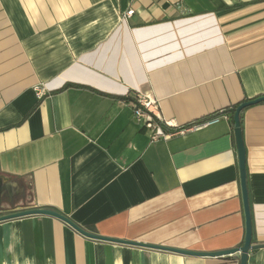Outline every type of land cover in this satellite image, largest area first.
<instances>
[{
    "label": "crops",
    "instance_id": "0c3cea01",
    "mask_svg": "<svg viewBox=\"0 0 264 264\" xmlns=\"http://www.w3.org/2000/svg\"><path fill=\"white\" fill-rule=\"evenodd\" d=\"M135 93L156 102L167 139L151 142L135 121ZM261 96L264 0H0V215L49 208L108 238L238 248L233 128L182 129ZM241 131L252 244H264V103L243 110ZM0 264H239V254L92 240L30 216L0 223ZM247 264H264V248Z\"/></svg>",
    "mask_w": 264,
    "mask_h": 264
},
{
    "label": "water",
    "instance_id": "95a60500",
    "mask_svg": "<svg viewBox=\"0 0 264 264\" xmlns=\"http://www.w3.org/2000/svg\"><path fill=\"white\" fill-rule=\"evenodd\" d=\"M260 103H264V96L242 102L236 107L233 114V133H234L235 144L237 149L239 181H240V190H241V198H242L243 214H244V222H245V234H244L243 244L238 248L216 251V252H198V251L183 250V249H177L166 246H159L154 244H145L139 242L108 238L95 233H91L77 226L74 222H72L69 218H67L63 214L49 208H32V209H26V210L0 215V223L9 220L19 219V218L30 217V216L52 217L67 224L70 228H72L75 232H77L81 236L92 240H98V241H104V242L122 244V245L134 246V247H141V248L157 250V251H164V252L175 253L183 256H189V257L219 258V257L230 256L238 253L239 264H247L248 253L256 249L264 248V244H252L251 213L248 203L246 168H245V149L243 145L242 131L240 126V113L246 108L254 105H258Z\"/></svg>",
    "mask_w": 264,
    "mask_h": 264
},
{
    "label": "built area",
    "instance_id": "2783aa9c",
    "mask_svg": "<svg viewBox=\"0 0 264 264\" xmlns=\"http://www.w3.org/2000/svg\"><path fill=\"white\" fill-rule=\"evenodd\" d=\"M133 12L134 10L132 9L128 10L124 17H131ZM35 91L38 98H41L45 95L43 89L36 88ZM133 97L134 100L130 103L132 115L135 121L141 124L143 128L149 133L151 142H156L159 139H167L168 135L163 131L161 127V120L158 117H155L153 114L154 110L156 109V102L148 97L142 96L140 93H135ZM220 119L228 121V116L222 111H219L212 118L198 124L191 123L182 130H199L202 127L213 124Z\"/></svg>",
    "mask_w": 264,
    "mask_h": 264
},
{
    "label": "trees",
    "instance_id": "16d2710c",
    "mask_svg": "<svg viewBox=\"0 0 264 264\" xmlns=\"http://www.w3.org/2000/svg\"><path fill=\"white\" fill-rule=\"evenodd\" d=\"M241 103H242V102H239V103H237V104H235V105H232V106H230V107H228V108L222 110V112L228 116V121H229V123L231 124L232 128H233V114H234V111H235L236 107H237L239 104H241ZM242 113H243V111L240 113V126H242ZM215 114H216V113H215ZM215 114H213L212 116H210L209 119L212 118ZM156 121H157V120H156ZM157 122H158V121H157ZM163 131L165 132V130H163Z\"/></svg>",
    "mask_w": 264,
    "mask_h": 264
}]
</instances>
